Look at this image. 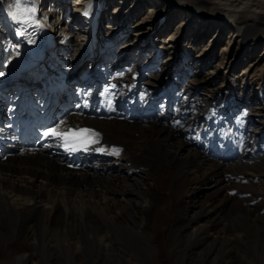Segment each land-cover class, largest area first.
I'll use <instances>...</instances> for the list:
<instances>
[{
    "label": "bare ground",
    "instance_id": "6f19581e",
    "mask_svg": "<svg viewBox=\"0 0 264 264\" xmlns=\"http://www.w3.org/2000/svg\"><path fill=\"white\" fill-rule=\"evenodd\" d=\"M10 1L13 0H0V41L6 28L10 31L11 27L20 26L8 15ZM42 1L45 2L21 0V5L35 10L30 13L32 24L41 22L57 29L52 13H44ZM48 1L45 4L55 6L58 12L60 8L86 12L93 3L102 10L112 0ZM206 2L212 7L216 4L215 9L231 10L234 21L226 23L238 28L242 41L264 33V0ZM118 36L117 39L126 38L125 34ZM78 39L81 40V35ZM123 66L96 62L93 69H84L82 75L102 79ZM59 72L54 67L44 73L39 70L24 81L29 86L36 85L40 78L65 82L69 70L63 77ZM144 72L157 79L153 91L149 88L147 93L145 87L138 88L142 77L137 74ZM156 73L155 65L142 67L126 75L120 85L140 102L144 100L145 110L157 104L154 97L163 99L164 108L171 106L175 117L189 118L184 130L165 127L163 113L152 116V121L145 124L97 122L102 130V143L114 156L100 171L69 174L55 160L43 155L14 158L0 164V264H130L127 258L142 252L139 242L146 237L155 241L153 264H164L165 258L172 260L175 256L182 258L175 264H185L191 256L177 247L178 241L184 246L193 245L194 249L208 246L200 259L203 264H215L220 257L224 259L220 264H233L239 250L249 252L251 243L259 241L256 234L264 238V151L262 156L258 154L260 147L264 150V102L242 98L234 101V95L229 93L218 96L211 93L206 98L202 93L207 89L195 79L189 81L188 88L178 91L176 86L185 75ZM4 77V72H0V78ZM199 126L202 129L195 131ZM207 128L210 132L204 133ZM191 131L207 137L213 145L227 141L220 146H227L229 152L234 149L233 142L236 148L246 147L245 152L238 158L224 153L219 156L215 150L200 153V139L189 144ZM114 150H119L118 154ZM212 152L217 154L215 161L210 159ZM184 154H190V159ZM236 159L237 164H233ZM255 159L262 162L253 165ZM227 162L231 165L225 166ZM147 169L149 172L145 173ZM174 181L176 184L172 185ZM206 186L209 189L202 202L193 198ZM156 190H160V195H155ZM225 191L234 192L240 200H233V193L224 196ZM260 197L262 206L254 202ZM157 199L162 206L150 215L152 203ZM229 208L235 213L226 215ZM17 216L24 222L18 223ZM175 220L181 223L177 226ZM221 226L226 232L219 231ZM262 248L264 244L258 252Z\"/></svg>",
    "mask_w": 264,
    "mask_h": 264
},
{
    "label": "rangeland",
    "instance_id": "374dc122",
    "mask_svg": "<svg viewBox=\"0 0 264 264\" xmlns=\"http://www.w3.org/2000/svg\"><path fill=\"white\" fill-rule=\"evenodd\" d=\"M44 1L49 2L48 0ZM45 2L42 1L41 3L44 5V13H52V15H50L55 17L54 19L60 32L65 28L67 29L66 24L69 15H71L70 18H78V13L80 11L78 8L75 9V11L72 10L74 14L70 12L69 9L66 11L65 9L67 8H60V12H58L55 10V6H47ZM169 4H173L172 7H170ZM215 5L216 4L212 7L206 0H112L108 6L104 4L102 8L104 12L102 35H104V40H106L108 36L114 35L118 30H121L119 35H124L126 32L127 37L123 41V43L127 41L126 45H133L135 41H139L141 45L151 44L155 40L157 44L156 47H161L162 50L165 51L164 62L170 61L176 40H178L180 50H182L183 54L181 55L182 59L183 56L188 55L189 57V59L183 60L182 67L184 71L182 72H186L188 76L196 75L197 82L204 85L208 90H204L205 92L203 91V96L208 98L211 96V93L215 96L216 94L218 96L219 93H229L230 95H234V101H240L242 98L244 101L258 100V102L263 103L264 33L259 32L258 35H253L254 37L247 41H242L241 39H243V36L240 38V33L237 31L238 28L233 24L226 23L229 20L234 21L231 17V15H233L231 10H222V8L218 7L215 9ZM57 17L58 20L60 19L59 21L56 20ZM222 17H226V21L222 19ZM75 20L77 21L78 19ZM123 28H126V30ZM248 28L253 29L254 27L251 28V26H249ZM81 31H83V29ZM81 31H79L78 27L72 32V37L74 36L78 39L79 35H81L82 39L83 33ZM2 34L5 35L6 33L3 31ZM132 41L134 43H132ZM142 74L140 73L137 75L142 78L147 76L145 72L143 75ZM196 153L194 154L196 155ZM184 155H186V159H190L188 158L190 154ZM255 160L253 161V165L262 162L259 161L260 159ZM148 172L149 170L147 169L145 173ZM142 175H137V178L142 177ZM248 178H250V175ZM175 184V181L172 182V185ZM208 187L209 186H206L198 190L193 195V198H199L200 200L198 201L202 202V198L209 189ZM232 193L235 195L234 198L230 195ZM232 193L229 194V191L227 193L225 191L223 195H229L233 200H240L237 194L234 192ZM156 194L160 195V190H156L155 195ZM261 199L260 197L259 200L261 201ZM259 200L254 202L256 205L262 206V201L260 202ZM161 206V201L157 199L155 203H152L149 214H154ZM234 213L235 211L230 209L226 212V215ZM16 218L18 223L24 222L21 216H17ZM57 219L60 218H56V220ZM179 221L175 220V225L178 226L179 223H181V221ZM227 223L228 222H226V224ZM234 226L236 227V224H234ZM219 231L226 232L223 226L220 227ZM229 232H231L230 229ZM169 235L173 237L174 233L170 232ZM255 238L259 241L251 243L253 246L251 247L250 245L249 252H244L242 249L239 250L237 256H235L236 261H234L233 264H251V262L252 264H264V248H262L263 251L258 252V250H261V244H264V238L257 234ZM145 240L141 242L142 244L139 242V245L142 247V254H133L132 257L130 256V258H127L130 264L154 263L155 256H153V245H155V241H150L148 237H146ZM176 243L181 251L190 253L191 258L188 259L185 264H203L200 259L202 260L203 254L208 251V246L194 249L192 248L193 245L189 247V245L186 246L185 244L184 246V244L179 243V241ZM193 244H195V242ZM187 247L189 248L186 249ZM239 257L240 259L238 260ZM181 259L182 258L178 259V256H175L172 260L165 258L164 264H171V262L175 264V261L179 262ZM149 260H151V262ZM222 260H224L222 257L216 259L215 264H220ZM68 261L70 262V260ZM42 264L47 263L43 262Z\"/></svg>",
    "mask_w": 264,
    "mask_h": 264
},
{
    "label": "snow or ice",
    "instance_id": "6c2138e0",
    "mask_svg": "<svg viewBox=\"0 0 264 264\" xmlns=\"http://www.w3.org/2000/svg\"><path fill=\"white\" fill-rule=\"evenodd\" d=\"M34 9H26L22 7L21 0H14V4L10 7L8 11L9 17L18 24H27L31 21L30 13H34ZM87 15V12L85 13ZM46 136L62 137L65 141V146L75 150V146L86 145L88 143H95L98 134L92 132L89 129H82L76 132L71 130L67 132H61L57 128H52L45 133ZM118 154L119 150H114Z\"/></svg>",
    "mask_w": 264,
    "mask_h": 264
}]
</instances>
